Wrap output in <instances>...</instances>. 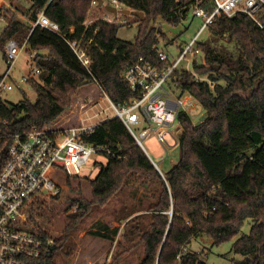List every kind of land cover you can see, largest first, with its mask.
<instances>
[{"label": "trees", "instance_id": "trees-1", "mask_svg": "<svg viewBox=\"0 0 264 264\" xmlns=\"http://www.w3.org/2000/svg\"><path fill=\"white\" fill-rule=\"evenodd\" d=\"M120 1L145 13L133 42L120 39V26L103 19L86 28L93 0H31L28 11H11L10 21L0 35V48L5 56L8 40L26 43V50L36 53L34 61L40 73L30 80L37 93L35 101L25 94L11 106L0 102L2 144L34 128L80 126L81 114L100 95L124 104L138 98L122 77L126 65L140 56L157 60L161 39L166 38L157 22L179 24L192 13L195 0ZM214 3L202 0L209 11ZM42 11L60 25L62 35L80 39L85 33L84 43L92 39L88 68L62 36L33 27ZM198 46L206 64L195 60L194 69L216 77L218 83L212 89L188 72L179 78L180 90L193 94L206 115L194 123L188 114H179L178 162L162 175L120 118L98 123L82 136L85 142L105 148L101 153L108 159L89 181L91 199L84 196L81 177L58 170L70 192L78 196L68 197L70 200L63 204L67 187L54 174L61 193L29 208L27 221L57 236L54 254L33 264H55V255L80 231L93 207L106 206L125 191L132 175L141 179L144 188L154 187L158 193L147 197L148 202L141 198L140 208L119 218V223L126 221L128 226L124 233L127 240L134 241L133 246L139 243L144 247L140 264H209L200 252L189 249L192 239L206 234L213 245H219L237 238L247 219L252 221L250 231L238 237L232 249L245 257L242 264H264V29L245 14H222L210 24V37ZM218 65L215 70L213 66ZM83 101L86 107L81 105ZM72 179L78 180L76 186ZM134 187L133 193L137 194L140 187ZM142 211L145 213L132 216ZM63 214L68 216L67 223L62 232L56 233L54 221ZM119 231V226L110 228L108 223L99 222L91 233L114 240Z\"/></svg>", "mask_w": 264, "mask_h": 264}, {"label": "built area", "instance_id": "built-area-1", "mask_svg": "<svg viewBox=\"0 0 264 264\" xmlns=\"http://www.w3.org/2000/svg\"><path fill=\"white\" fill-rule=\"evenodd\" d=\"M214 2L212 11H209L202 5V0H195L192 14L202 18L204 22L176 60H171L169 53L159 48L157 60L151 61L140 56L126 65L122 77L132 90L138 93V98L124 104L114 102L106 95L113 111L106 116V120L120 118L143 149V140L151 132H154L158 141L163 144L169 145L168 135L172 136L177 144L176 132L170 131L169 128L176 123L181 128L179 114L184 112L190 116V110L194 109L197 103L193 94L180 90L179 78L183 72L190 73L196 81L206 82L212 89L218 83L216 77L209 73L201 74L193 67L195 60L199 58L200 64H206L205 58L200 55L202 50L199 46L195 47L198 34L222 14L228 17L245 14L264 29V0ZM93 3L99 4V0H94ZM108 5L115 6L117 12H109L105 7ZM103 7L107 13L103 20L114 25L129 24L131 17H136L124 13L126 5L120 0L104 1ZM84 24L86 28L91 25L86 22ZM36 26L62 36L83 65L87 68L90 66L88 47L92 39L84 43L85 33L80 39L62 35L60 25L51 20L44 11L40 12L33 22V27ZM71 32H74L73 28ZM23 49H26V43L21 45L16 39H10L6 43L4 60L7 68L0 74V102L5 103L3 96L6 92L20 89L23 83H30V80L40 73V69L35 65L31 73L21 76L19 80L12 77L13 67ZM190 53L197 57L191 60L187 57ZM29 56L34 60L36 53H29ZM183 60L188 62L186 69L180 68ZM81 105L86 107L87 102L83 101ZM146 123L150 126L137 132L135 128ZM152 123H156L157 127L153 128ZM97 124L86 125L81 118L80 126L60 129L34 128L26 135H15L7 145L2 144L0 136V264H33L34 261L49 258L54 254L57 236L49 234L37 224L28 222L29 208L43 198L48 197L50 200V197L61 193V188L54 178L55 172L62 170L68 176L80 175L94 154L106 150L87 143L82 138L83 134L91 131ZM148 156L153 164L160 168L149 154ZM77 208L75 206L74 209ZM183 251L186 253L187 248ZM180 257L179 255V260ZM111 258L112 255L109 260Z\"/></svg>", "mask_w": 264, "mask_h": 264}, {"label": "rangeland", "instance_id": "rangeland-1", "mask_svg": "<svg viewBox=\"0 0 264 264\" xmlns=\"http://www.w3.org/2000/svg\"><path fill=\"white\" fill-rule=\"evenodd\" d=\"M94 1V0H93ZM110 1V0H104ZM31 0H0V35L5 30L7 24L11 18V11L19 13V11L26 12L31 7ZM1 7H4L1 9ZM127 7V6H126ZM126 7L124 9H126ZM107 13L103 6L98 3L92 2V7L87 14L86 23L94 24L97 20L106 17ZM19 17V16H18ZM23 19V17H21ZM142 19L137 17H131V22L129 24H120L118 26V37L125 41L133 42L138 33L139 23ZM204 20L200 17L193 16L192 13L182 20L177 25H172L164 21L157 22V25L163 27V32L166 34V38L161 39L159 48L160 50L167 51L170 55L171 60H176L187 44L194 38V36L200 30ZM210 37V26L198 34V41L195 45L198 46L200 42L206 41ZM7 43V42H6ZM6 43L4 46V51L6 50ZM201 56L203 54H200ZM191 60H194L197 56L194 54H188ZM201 59L199 58V61ZM35 62L29 56V52L23 49L16 64L13 67L12 77L20 79L21 76L27 75L32 72L35 68ZM188 67L187 60L181 62L180 68L186 69ZM7 65L4 60L3 50L0 48V74L4 73ZM37 78V75L35 76ZM12 82L14 79H10ZM27 95L31 101H35L37 98V93L30 83H23L20 89L15 88L13 91H8L4 94L3 98L7 105L17 104L23 99L24 95ZM79 94L73 98V104L77 103ZM113 111L110 108V102L107 96L100 95V98L92 104L88 109H86L82 114L81 118L84 119V124H97L101 120L105 119L108 114H112ZM206 115V110L204 106L197 100L196 107L190 110V118L194 123H198L204 119ZM91 117V119H90ZM150 126L146 123L143 126L136 127L135 129L139 132L144 127ZM153 128L157 127L156 123H152ZM179 125L176 123L175 126L169 128L170 131L176 132L175 137L178 138L179 135ZM169 145L163 144L158 141L154 132H151L144 140V150L151 156V158L158 163L161 174L164 175L163 171H167L173 165L178 162L180 156L179 144L175 143L172 136L168 135ZM168 152V153H167ZM107 156L103 153H96L92 156L91 162L86 166L85 171L82 172L79 177L82 181L80 184L84 196L91 199V189L89 181L94 179L102 165L107 164ZM55 172L57 180L64 185L66 188L63 190L64 202L67 203L70 199L68 197L78 196L73 195L68 189L66 179H64L61 173ZM130 176L129 187L125 191H121L115 198H113L109 204L106 206L95 205L93 207L92 213L87 216V218L82 223V228L78 233L70 239L66 247L60 253H57L54 257L55 264H140L144 258V247L141 244H135L134 241L127 240L125 232L128 226L123 223H119V218L125 217L126 213L132 209L140 208L139 205L141 198H144L148 202L149 196L152 193H156V188H144L141 183V179ZM74 186L78 184V180L72 179ZM134 186L140 187L137 194H134ZM71 193V195H70ZM158 193H156L157 195ZM69 195V196H68ZM151 200V199H150ZM146 202V203H147ZM69 213V212H68ZM145 211L140 213H135V215H142ZM66 214V213H65ZM131 216V217H132ZM129 217L128 219H130ZM68 216L62 215L55 219L53 229L56 233L63 231L65 224L67 223ZM99 222L108 223L110 228L119 226L121 232L115 236L114 240H107L98 236L93 235L91 232L98 228ZM252 221L250 219L245 220L244 225L241 228V232L238 237L248 234ZM237 237V238H238ZM231 239L223 242L219 245H213L212 239L206 235L202 234L194 237L189 244L190 250L194 252H200L205 261L209 264H242L244 256L239 253H235L232 249L234 241L237 239ZM110 255H112L111 260H109Z\"/></svg>", "mask_w": 264, "mask_h": 264}, {"label": "water", "instance_id": "water-1", "mask_svg": "<svg viewBox=\"0 0 264 264\" xmlns=\"http://www.w3.org/2000/svg\"><path fill=\"white\" fill-rule=\"evenodd\" d=\"M99 4H100V6H103V5H104V0H99ZM105 7H106V9H107L109 12H113V13H116V12H117V8H116L115 6L108 5V6H105ZM124 13H126V14H132V15H134V16L140 18V19H143L144 16H145V13H144L143 11L133 10V9H131L130 7L126 8V9L124 10ZM160 29H161V28H160ZM28 48L31 49V46L29 45ZM219 67H220L219 65H218V66H213V68H214L215 70H218ZM144 151H145V150H144ZM145 152H146V151H145ZM146 153H147V152H146ZM156 168L158 169V171H160V169H159L158 167H156ZM160 173H161V171H160Z\"/></svg>", "mask_w": 264, "mask_h": 264}, {"label": "crops", "instance_id": "crops-1", "mask_svg": "<svg viewBox=\"0 0 264 264\" xmlns=\"http://www.w3.org/2000/svg\"><path fill=\"white\" fill-rule=\"evenodd\" d=\"M104 120H105V119L101 120L100 122H102V121H104ZM100 122H99V123H100ZM120 232H121V228H120ZM189 249H190V248H189Z\"/></svg>", "mask_w": 264, "mask_h": 264}]
</instances>
